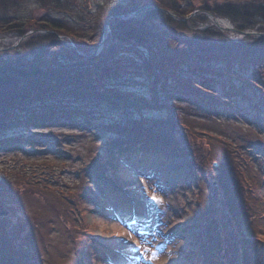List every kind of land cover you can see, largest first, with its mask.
Instances as JSON below:
<instances>
[{
    "label": "trees",
    "instance_id": "16d2710c",
    "mask_svg": "<svg viewBox=\"0 0 264 264\" xmlns=\"http://www.w3.org/2000/svg\"><path fill=\"white\" fill-rule=\"evenodd\" d=\"M195 6L194 0H107L102 3L93 0H0V32L19 37L32 28L36 29L34 34L25 36L14 49L7 42L0 45V144L16 147L18 151L11 154L15 160L13 165L1 167L8 175L6 180H0V212L8 211L0 215V243L7 247L3 251L5 258L15 253L21 264H34L32 257L42 254L45 247L36 246L34 242L32 233L36 227L44 235L48 231L49 234L54 232V228L62 233L73 230L74 233L69 234L70 238L67 239L73 245L80 244L76 250H80L85 259L96 256L97 251L107 253L101 245L92 242L94 231L92 224L86 222V213L90 203L94 202L102 211L99 215L108 216L103 214H107L109 192L117 196V210L130 214L135 212L136 219L140 221L139 212L145 202L136 190L141 180L128 184L127 188L131 191L128 198L122 196L114 186L115 183L123 185L125 180L135 178L137 171L151 173L150 181L158 184L164 195L172 194L173 197L177 196L178 189L190 188L194 180L204 178L205 174L213 176L212 181L216 182L213 186L199 180L191 187V191L201 198L197 202L203 201L199 210H194L195 205L185 207L180 203L175 211L184 207L189 213L188 222L194 218L203 222L206 228L208 225L209 233L218 240L226 232L225 217L226 220L230 218L231 223L229 212L244 210L234 176L222 173L220 161L217 168L219 180L217 174H211L214 163L207 165L208 156L204 148L195 146L189 138L179 142L178 138L183 136L182 129L186 130V125L177 123L179 110L176 103L171 101V96L162 99L157 93L166 86L165 80L171 77L195 90L194 103L204 95L203 100H217L226 107L225 113L230 114L228 107L231 100L227 97L231 96V89L225 98L211 92L204 93L206 89L197 85L194 79L214 80L213 76V79L209 77V72L224 78L240 75L237 70H230L233 63L245 70L253 66L255 69L261 67L264 63V0H232L222 5L205 0L202 5H198L200 14H196V18L181 19L195 10ZM139 8L138 18L130 15L131 11ZM201 11L206 13L205 16ZM207 12L231 20L239 31L262 33L244 35V42L249 44L246 46L250 49L235 53L233 50L239 51L245 44L224 39L215 24L198 26L197 20H206ZM170 13L177 18L170 16ZM186 21L188 27L185 26ZM107 22L110 35L106 39L111 40L113 45H108L106 52L104 49V52L87 57L93 47L91 50L86 49L79 40L100 38L102 26ZM84 33L87 35L84 36ZM69 42L84 54L69 47ZM188 70H192L194 75ZM124 73H133V76L126 74L125 79L137 78L142 81L139 84L153 90L152 98L135 92L129 85L138 83L135 81H126L128 84L120 83L121 86L116 87L104 86V81L115 80L124 76ZM180 73L191 75L194 79L183 77ZM99 107L105 111H99ZM110 108L119 110V114L110 111ZM141 108L166 110L163 121L174 127L165 131L178 140L180 150L176 151L170 143L157 144L148 139L150 133L145 127L133 128L130 125L134 120L143 123L144 118L126 116V120L121 121V113L125 115L128 109ZM109 111L115 112V119L109 124L103 123L101 117ZM195 115L199 116L197 113ZM215 115L218 114L211 111L205 117L213 116L215 119ZM67 121L80 124L81 127H95L94 134L102 139L95 146L92 145V152L95 153L90 154L88 162L83 156L81 160L82 163L86 161L85 165L77 181H71L70 185L57 184L62 176L56 167L64 163V153L58 154L60 159L49 160L50 151L47 148H26L22 143L37 141L42 137L37 133L41 129L37 126L66 125ZM41 122L45 123L39 125ZM128 128L141 136H133ZM172 131H178L177 138ZM228 147L229 151L230 147L233 148L231 145ZM166 161L171 163L170 167H158ZM204 161L206 164H203ZM230 163L228 172L234 169L232 161ZM259 168L254 170L251 179L257 182L256 188L259 186L260 193L251 197L255 199L256 208L264 211V172ZM85 178L90 184L86 185ZM180 179L185 182L178 185ZM77 183L78 186H75ZM100 185H105L101 193L98 189ZM206 185L207 190L204 188ZM173 187H176V191ZM218 191L222 193L221 198ZM23 197L26 200L32 197L31 203L35 204L32 207L36 209L29 211V214L38 215L39 222L32 224L28 220L25 205L29 203ZM259 213L264 214L258 211L255 216L261 218ZM211 215L213 217L209 219ZM249 217L250 220L254 219ZM45 224L47 231L42 229ZM195 233L190 232L191 241ZM30 236L31 241L28 240ZM72 253L76 257L74 250ZM22 258L29 260L24 261ZM247 260V264H264V246L250 252Z\"/></svg>",
    "mask_w": 264,
    "mask_h": 264
},
{
    "label": "rangeland",
    "instance_id": "374dc122",
    "mask_svg": "<svg viewBox=\"0 0 264 264\" xmlns=\"http://www.w3.org/2000/svg\"><path fill=\"white\" fill-rule=\"evenodd\" d=\"M93 1H95V3H102L103 1L107 2V0ZM204 1L205 0H194V4H196V6L195 10L190 13L193 14L191 18H196V14H200L198 5H202ZM210 1L211 3L219 2L220 5H222L232 0ZM239 1L242 0H238V2ZM133 13L134 12L131 11L130 15L135 18H138L140 15L138 13ZM207 13L206 20H197L198 26L202 27L203 24L216 25L217 23L213 22V17L220 19L218 22L222 27V37L224 39H233L236 42L245 44L240 47L239 51L233 50V52L240 53L250 49V47L248 48L246 46L249 44L244 42V35L234 29H230L231 27H234L231 20L229 21L227 18L214 15L211 12ZM201 14L205 16L206 13L201 11ZM169 15L177 18L173 13H170ZM199 18H201V15ZM186 19L190 20L189 18ZM185 23V26L188 27L189 23L187 21ZM161 26H163L162 23ZM198 26L196 28H198ZM223 26L227 28H224ZM101 30L102 36L98 39L87 38L85 40H79L83 44L84 48L91 50L93 47V50L87 53V56L89 57L98 54L100 51L104 52V49L106 52V47H108V45H113L111 44V40L106 39L107 36L110 35L109 24L105 23ZM28 31L31 32H24L22 37H17L14 34L6 35L4 32H0V45L7 42L8 45L14 49V47L20 44L23 38H25L24 35L26 37L29 36V34L32 35L36 32V29L32 28ZM86 35L87 33H84V36ZM69 45L71 48L74 47V44L71 42H69ZM77 50L76 52L79 54H84L82 50L78 48ZM16 53H18V51H16ZM238 65L239 64L237 63H233L230 66V70H237L242 76L236 74L235 76L224 78L223 76H215V74L209 72V77H211V79L214 77V80L210 81H204L199 78L194 79L191 75H182V73H180L183 77L194 79V82L197 83V85L199 84L200 87L202 85V88L204 87V89H206L204 93L211 92V94L225 98L227 97L226 94L229 93V89H231V96L227 97L231 100V104L228 107L230 109V114L225 113L226 107H223V105L217 100L212 101V99L209 98L208 101L203 100L202 98L205 97L203 95L204 93L202 94L203 96L201 100L194 103L193 92L195 90L192 87H189V85L185 82L172 80L170 79L171 77H168L167 80H165V82L167 81L165 84L166 86H164L157 93V95L162 99H166L165 96H171V101L176 103L177 109L179 110L177 123H183L186 125L184 128L186 130L182 129L183 136L178 138L179 142L182 143L183 138H189L195 146L204 148L206 155L209 158H207V161L209 162L207 165L214 163V167L211 169V174L214 176L217 174V168H219L218 162L220 161L222 163V173L234 176L236 180V187H239V190L242 191L239 192L238 188L236 189L239 196L241 195L242 205L244 208L243 211L241 209H235L229 212L234 220L235 226L233 225V221L230 223V218L226 220L225 217L224 229H226V232L222 235V238H220V245L215 248L208 247L209 249L206 248V252L203 253L198 248L200 247V244H198V247H195L193 252L190 253V258L187 259V254L183 249L189 248L185 247L187 245L185 241V233L181 234L179 233L180 229L175 230L174 228H176L177 224H181L185 220H189V213L184 210V207L180 208L179 211H175V209H177L178 204L181 203L185 207L195 205L194 210H199L203 201L199 203L197 202V200H201V198H199L196 193L191 191L193 189L191 187L199 180L204 181L205 183H210L211 186H213L216 184V182L213 183L212 181L213 176L205 174L204 178L194 180L190 188L187 187L186 190L178 189L177 196L173 197L172 194L171 196L162 194V198L159 195L161 187L156 183L149 182L148 180L150 176H147L144 172L139 171V174H137L133 179H137L138 181L141 180L139 183L141 185L139 187V191L146 196V199L151 197V212L145 218L146 222L141 225H137V227L133 229L134 235L129 236V230L125 227V221L115 214L106 219L92 217V220L88 221V223L92 224L93 231L96 232L97 235L101 236L102 239L106 238L110 243L116 242L121 244L120 239L123 237H130L133 241H135L137 244L134 253L135 260L132 262L125 259L123 260V264H243V262L247 264L250 252H254L255 247L260 248L264 246V214L259 213L261 218L255 216V213L258 211L263 213L264 211H260V209L256 208L255 199L252 197H256L260 191L259 186L256 188L257 182L252 181L251 179L255 173L254 170L259 168L260 165L262 166V170L260 168L259 170L264 172V97L262 96L264 95V63H262L260 68L255 69V66H253L251 69L247 70L239 69ZM188 71L192 74L194 73L192 70ZM126 74L133 76V73H124V76L120 75L121 77H118L115 80L104 81V86L116 87L121 86L120 83L128 84L126 81H135L138 83H133L132 85L129 83L131 88L134 91L139 92V94H143L146 98H152L154 95V93H152L153 90L150 91V89L148 90V86L139 84L142 83V81H139L137 78L131 77L129 79H125ZM231 75L233 74L231 73ZM123 86L126 87V85ZM213 109L215 110L213 111ZM109 110L117 113L119 111L115 108H110ZM99 111H105V109L99 107ZM110 111L101 117V121H103V123L109 124L114 121L115 112ZM211 111L214 114H218L215 115V119H213V116L205 117V115ZM165 112L166 110L160 108H141L138 110L128 109L125 115L121 113V116L119 117L121 121L124 119L126 120V116L136 119L144 118L145 121L143 123L138 120H134V122L130 123V125L133 128L145 127L150 133L148 139L161 145L170 143L175 150L178 151L180 150L178 140L172 138L173 136L170 135L169 132L165 131V129L170 131V127H174V125H170L169 122L163 121ZM195 113L199 116H196ZM44 123L45 122H41L39 125ZM147 125L152 127L148 128L146 127ZM36 128H40V126H37ZM175 128H177V126ZM94 129L95 127H81L80 124L78 125L70 121H67L66 125L48 124L43 128L41 127V129L37 132L40 136H42L39 140L22 141V143L23 146L38 147L39 149L47 148L50 151L48 155L49 160L60 159L58 154L64 153V163H60V165L56 167V170L59 172L64 170L62 174L63 180L57 182V184L68 183L70 185L71 181L74 183L77 181L79 174L81 173V168L83 164L85 165L84 162H88L87 158L91 156L90 154L95 153L92 152L94 150L92 145L95 146L97 143L102 141L101 138H98V136L94 134ZM51 132L54 133L50 135ZM172 133L175 135V138H177L176 134L178 131H172ZM211 137H214V139ZM219 140H224L226 142H222V144ZM229 145L233 147H230V151L228 150ZM15 149L16 147L12 148L7 144L0 147V180L2 181L6 180L8 175L2 171L1 167L3 165L10 166L14 164V160L7 157H11L10 155L13 152H18ZM102 150L103 149H99V151ZM84 155L86 161L83 160L82 163L81 159ZM230 161H232L234 166V169L232 168L230 171L231 173L227 170V166ZM203 164H206V161H204ZM164 165L165 164L162 166ZM220 171L221 170L219 169V172ZM206 172L207 171H205V173ZM218 176L219 174H217L216 178H218ZM218 179L220 180V178ZM10 181L11 180L7 182ZM84 181L86 185L90 184L87 178H85ZM180 182H185V180L180 179L177 184L179 185ZM75 186H78V183L75 184ZM174 188L176 187H173V189ZM204 188L207 190L208 186L206 185ZM233 189L235 190V188ZM74 190H76V188H74ZM219 192L220 191H218V193ZM219 195L221 198L222 193H219ZM153 197L159 198L158 201L154 200ZM24 200L29 203L25 205L28 210L27 211L25 209L28 220H31L32 224L39 222L40 217L38 215L29 214V211L36 209V207H32L35 205L31 203L32 197H30L29 200ZM248 215L252 216V219L256 218L258 222H255L254 219L253 221L250 220ZM194 221L197 222V220ZM129 222L132 224L131 220H129ZM46 227L47 224H45L42 229H46ZM122 227H125V230H123ZM193 229L201 231L203 229L202 222L197 224V226H194ZM189 230H191V228ZM34 231H37L34 234L35 242L39 245L41 243L42 245L45 244L40 228L36 227L33 232ZM113 231L118 232L116 235L117 240H115L114 236H112ZM71 233H74V231L71 230L69 233H62L56 230L50 234L48 233L45 238L46 242H48V248L47 250L44 248L41 251L42 254H37L38 264H112L111 262L107 263L103 257L98 255L90 257L89 260L85 259V255H82L80 250H76L80 248V244L73 245L67 239L70 238L68 235ZM199 235L201 236L202 233L199 232ZM224 247L227 248L228 254L221 257L220 251ZM58 248L61 250L59 253ZM72 250L77 253L76 257H74ZM237 256L239 258V262H234L233 259Z\"/></svg>",
    "mask_w": 264,
    "mask_h": 264
},
{
    "label": "bare ground",
    "instance_id": "6f19581e",
    "mask_svg": "<svg viewBox=\"0 0 264 264\" xmlns=\"http://www.w3.org/2000/svg\"><path fill=\"white\" fill-rule=\"evenodd\" d=\"M128 131H129L130 133H132L133 136H135V135L141 136V134H139V133H134V132H132V128H128ZM169 147H172V146H169ZM254 221H255V222H258L256 218H254Z\"/></svg>",
    "mask_w": 264,
    "mask_h": 264
},
{
    "label": "snow or ice",
    "instance_id": "6c2138e0",
    "mask_svg": "<svg viewBox=\"0 0 264 264\" xmlns=\"http://www.w3.org/2000/svg\"><path fill=\"white\" fill-rule=\"evenodd\" d=\"M153 199L158 201L159 198H157V197H153Z\"/></svg>",
    "mask_w": 264,
    "mask_h": 264
}]
</instances>
